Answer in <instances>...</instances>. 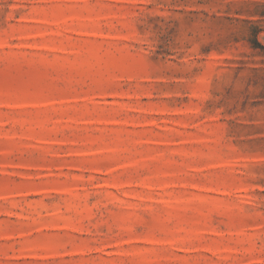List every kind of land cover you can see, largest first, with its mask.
<instances>
[{"label": "rangeland", "instance_id": "1", "mask_svg": "<svg viewBox=\"0 0 264 264\" xmlns=\"http://www.w3.org/2000/svg\"><path fill=\"white\" fill-rule=\"evenodd\" d=\"M0 264H264V0H0Z\"/></svg>", "mask_w": 264, "mask_h": 264}, {"label": "trees", "instance_id": "2", "mask_svg": "<svg viewBox=\"0 0 264 264\" xmlns=\"http://www.w3.org/2000/svg\"><path fill=\"white\" fill-rule=\"evenodd\" d=\"M252 43H253V46H254V47H255V46H261V45H258V44H260V43H259V41H258L257 38H255V41H253Z\"/></svg>", "mask_w": 264, "mask_h": 264}]
</instances>
